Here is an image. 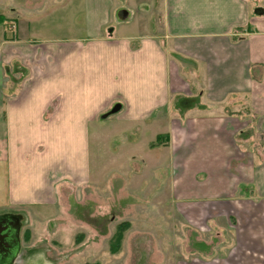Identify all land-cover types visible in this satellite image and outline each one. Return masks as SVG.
Segmentation results:
<instances>
[{
    "label": "crops",
    "instance_id": "obj_1",
    "mask_svg": "<svg viewBox=\"0 0 264 264\" xmlns=\"http://www.w3.org/2000/svg\"><path fill=\"white\" fill-rule=\"evenodd\" d=\"M14 1L0 213L155 181L159 217L190 234L176 264H264V0Z\"/></svg>",
    "mask_w": 264,
    "mask_h": 264
},
{
    "label": "rangeland",
    "instance_id": "obj_2",
    "mask_svg": "<svg viewBox=\"0 0 264 264\" xmlns=\"http://www.w3.org/2000/svg\"><path fill=\"white\" fill-rule=\"evenodd\" d=\"M14 2L0 0V17L7 15ZM124 140L116 138L112 148ZM123 181L104 179L84 190L82 199L72 190L66 192L60 201L62 209L55 213H0V223L16 226L21 242L18 255L4 264H176L186 258L190 234L182 232L181 226L174 231L170 221L159 217L162 202L151 200L155 197L151 193L163 185L153 181L142 189ZM125 223L128 226L114 252L115 236ZM5 251L0 249V255Z\"/></svg>",
    "mask_w": 264,
    "mask_h": 264
},
{
    "label": "flooded vegetation",
    "instance_id": "obj_3",
    "mask_svg": "<svg viewBox=\"0 0 264 264\" xmlns=\"http://www.w3.org/2000/svg\"><path fill=\"white\" fill-rule=\"evenodd\" d=\"M13 228L17 229L16 226L13 225ZM10 231V232H9ZM13 233L11 232L10 229H7L6 226L4 225H0V248L4 250L5 248V254L3 256H0V259L4 258V259H10V256H12L11 253V250H12V247H13V239L10 235H12ZM10 240H12L10 242ZM16 240L18 241V245H19V250L21 249V242L19 240V232H18V229H17V233H16ZM14 257V256H13ZM7 259V260H8ZM1 262H4L3 260H0V263Z\"/></svg>",
    "mask_w": 264,
    "mask_h": 264
},
{
    "label": "bare ground",
    "instance_id": "obj_4",
    "mask_svg": "<svg viewBox=\"0 0 264 264\" xmlns=\"http://www.w3.org/2000/svg\"><path fill=\"white\" fill-rule=\"evenodd\" d=\"M4 225H6L7 229H10L11 232L13 233L12 235H10L12 237L13 243H14L10 254H12V256H14L16 254L17 250H18V247H19L18 241L16 240L17 229L16 228L14 229L13 225L10 224L9 222L5 223ZM11 241L12 240H10V242Z\"/></svg>",
    "mask_w": 264,
    "mask_h": 264
},
{
    "label": "trees",
    "instance_id": "obj_5",
    "mask_svg": "<svg viewBox=\"0 0 264 264\" xmlns=\"http://www.w3.org/2000/svg\"><path fill=\"white\" fill-rule=\"evenodd\" d=\"M162 138H163V136H159V137H158V141H161ZM127 226H128V224L125 223V224H123V225H121V226L119 227L120 232H118V233L116 234V236H115V237H116L117 244L113 245V248H112L114 252H116V251L118 250L119 243L122 241L124 228L127 227ZM28 236H29V235H28Z\"/></svg>",
    "mask_w": 264,
    "mask_h": 264
},
{
    "label": "water",
    "instance_id": "obj_6",
    "mask_svg": "<svg viewBox=\"0 0 264 264\" xmlns=\"http://www.w3.org/2000/svg\"><path fill=\"white\" fill-rule=\"evenodd\" d=\"M7 222H9V221H6L5 223H7ZM4 223V224H5ZM10 223V222H9ZM0 225H2L1 223H0ZM4 226H6V225H4ZM1 249V248H0ZM18 253H19V248H18V250H17V252H16V254L14 255V257H16L17 255H18ZM0 256H2V255H0ZM13 256H10V259H8L6 262H10V260L12 259V258H14ZM0 260H3L4 262H1L0 264H4L5 263V259L4 258H2V259H0ZM9 264V263H8Z\"/></svg>",
    "mask_w": 264,
    "mask_h": 264
}]
</instances>
